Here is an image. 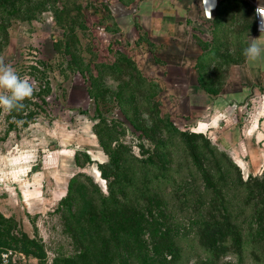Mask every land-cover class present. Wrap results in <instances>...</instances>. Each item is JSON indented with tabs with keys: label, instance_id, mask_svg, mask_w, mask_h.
<instances>
[{
	"label": "rangeland",
	"instance_id": "obj_1",
	"mask_svg": "<svg viewBox=\"0 0 264 264\" xmlns=\"http://www.w3.org/2000/svg\"><path fill=\"white\" fill-rule=\"evenodd\" d=\"M117 13L112 0H0V55L35 86L22 111L0 108V264L5 252L10 264H143L140 253L159 264H264V81L169 68L174 56ZM170 123L211 140L213 151H198L241 257L216 259L207 246L226 227L224 205ZM118 181L122 206L105 200ZM176 241L177 262L167 246Z\"/></svg>",
	"mask_w": 264,
	"mask_h": 264
},
{
	"label": "crops",
	"instance_id": "obj_2",
	"mask_svg": "<svg viewBox=\"0 0 264 264\" xmlns=\"http://www.w3.org/2000/svg\"><path fill=\"white\" fill-rule=\"evenodd\" d=\"M112 4L118 8L117 19L150 32L154 52L174 56L167 59L169 68L221 66L246 77L248 85L264 81V61L250 64L243 55L251 38L261 35L255 5L264 6V0H112Z\"/></svg>",
	"mask_w": 264,
	"mask_h": 264
},
{
	"label": "trees",
	"instance_id": "obj_3",
	"mask_svg": "<svg viewBox=\"0 0 264 264\" xmlns=\"http://www.w3.org/2000/svg\"><path fill=\"white\" fill-rule=\"evenodd\" d=\"M171 134L174 136H178L180 139H182L185 150L188 153V155L192 158V162L194 163L195 167L197 168L198 172L200 173V176L203 180V182L206 185V188L215 191L218 196L221 198L220 203L223 204L224 209H222L225 220L226 227H220L216 229L213 232V236H211L210 240L207 239V246L211 245L213 246L216 259L220 257V255H229V254H238L240 257L243 254V244H242V236L239 234L238 230L235 228V225L232 223L230 219V215L228 210L226 209L225 205V198L223 193L219 190L218 185L216 181L214 180L212 174L210 171L205 167V164L202 160V157L200 155V152L198 151V146L203 145L206 146L210 151H213L212 149V143L211 140L205 136L203 133L200 132H193V131H184L180 128L176 127L173 123L169 124ZM123 155H117L112 156V165L113 167H121L123 164H121ZM233 164V163H232ZM231 164V165H232ZM234 165V164H233ZM124 168V167H123ZM123 175L127 177V170H122ZM103 173H106L105 171ZM158 175V174H157ZM164 175L161 173V176ZM165 176V175H164ZM128 179V177L126 178ZM256 180L258 182L257 178H253L252 180ZM241 184H249V182H245L243 180V177L240 175V179L238 180ZM149 184H152L153 181H148ZM117 185L118 187L124 188V184H122V181L117 182L116 185H113L110 187V196L105 197V200H108V204L111 203L113 205H121L122 201L119 200L118 194H117ZM127 194V192L125 191ZM127 197V195H125ZM118 237V236H117ZM213 237V238H212ZM231 237L233 239V243L231 245H227L226 241ZM169 248V253L172 255V257L175 259V261H179L181 259V252L183 250L182 245L180 242H172L167 245ZM131 253L133 252L132 246L128 245ZM142 248V246L137 244L136 249L139 251ZM83 256V255H82ZM141 260L143 264H159L162 260L153 261L152 256H150L148 253H140ZM164 261V259H163ZM172 262H175L171 260ZM123 264H133L129 258L124 259Z\"/></svg>",
	"mask_w": 264,
	"mask_h": 264
},
{
	"label": "clouds",
	"instance_id": "obj_4",
	"mask_svg": "<svg viewBox=\"0 0 264 264\" xmlns=\"http://www.w3.org/2000/svg\"><path fill=\"white\" fill-rule=\"evenodd\" d=\"M262 17L264 12L257 10ZM261 35L251 38L247 47L243 49L246 62L255 64L264 61V20L261 21ZM35 92V86L29 79L22 77L6 58L0 55V108L7 112L22 111L26 105L24 101L31 98ZM142 118L150 120L147 113H142Z\"/></svg>",
	"mask_w": 264,
	"mask_h": 264
},
{
	"label": "built area",
	"instance_id": "obj_5",
	"mask_svg": "<svg viewBox=\"0 0 264 264\" xmlns=\"http://www.w3.org/2000/svg\"><path fill=\"white\" fill-rule=\"evenodd\" d=\"M260 10L261 12H264V6L262 5H255V18H256V25H257V29L260 31V27H261V21L264 20V17L261 16V14L257 11ZM10 252H5L3 254V262L4 264H10Z\"/></svg>",
	"mask_w": 264,
	"mask_h": 264
},
{
	"label": "bare ground",
	"instance_id": "obj_6",
	"mask_svg": "<svg viewBox=\"0 0 264 264\" xmlns=\"http://www.w3.org/2000/svg\"><path fill=\"white\" fill-rule=\"evenodd\" d=\"M210 2V1H209Z\"/></svg>",
	"mask_w": 264,
	"mask_h": 264
}]
</instances>
